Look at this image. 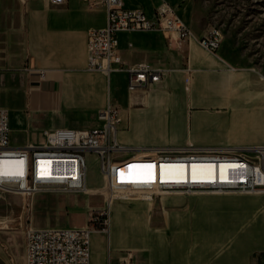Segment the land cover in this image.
I'll list each match as a JSON object with an SVG mask.
<instances>
[{
    "label": "crops",
    "instance_id": "crops-1",
    "mask_svg": "<svg viewBox=\"0 0 264 264\" xmlns=\"http://www.w3.org/2000/svg\"><path fill=\"white\" fill-rule=\"evenodd\" d=\"M122 1L149 18L168 5L189 28L190 38L170 45L162 32L123 31L118 50L124 69L91 71L88 34L106 26L105 5L0 0V9L8 12L5 38L19 44L8 53L10 61L0 63L3 89L11 91L0 107L10 117L27 109L32 135L97 127L100 111L118 107L122 122L117 138L127 149L121 155L125 159L158 147L264 145L263 75L230 61L220 49L211 52L200 45L193 0ZM139 63L164 75L150 88L131 92L127 69ZM13 100L18 103L11 105ZM11 139L16 148L45 142L27 136L15 142L12 128ZM10 167L3 164L1 173ZM90 169L89 188L98 186L92 163ZM108 204L109 229L93 230L90 264H264V194L174 193L153 202L133 195Z\"/></svg>",
    "mask_w": 264,
    "mask_h": 264
},
{
    "label": "built area",
    "instance_id": "built-area-1",
    "mask_svg": "<svg viewBox=\"0 0 264 264\" xmlns=\"http://www.w3.org/2000/svg\"><path fill=\"white\" fill-rule=\"evenodd\" d=\"M63 5L68 0H49ZM107 8V24L88 34V69L109 73L124 69L118 50L119 33L162 32L169 44L190 38V30L174 11L163 5L155 18L141 9L125 7L122 0H85ZM220 29L212 28L199 38L200 45L211 52L222 46ZM131 92L147 89L164 75L144 63L127 69ZM264 79V76H263ZM97 127L86 129L55 128L44 131L45 142L21 148L12 145L10 116L0 107V167L10 164L7 173L0 171V191L21 195L41 193H85L88 189V155L98 159L104 190L103 212L93 218L92 227H29L25 234V264H90L91 236L95 226L107 232L110 204L139 195L153 202L169 194L247 193L264 194V145L237 149L223 147H158L138 156L123 158L126 148L118 142L122 121L118 107L100 111ZM133 162L141 167L128 168ZM194 175V177H193ZM93 188V187H91ZM101 188V187H95ZM103 189V188H102Z\"/></svg>",
    "mask_w": 264,
    "mask_h": 264
},
{
    "label": "rangeland",
    "instance_id": "rangeland-1",
    "mask_svg": "<svg viewBox=\"0 0 264 264\" xmlns=\"http://www.w3.org/2000/svg\"><path fill=\"white\" fill-rule=\"evenodd\" d=\"M193 2L194 30L202 37L212 28L220 29L223 40L219 53L239 66L258 70L264 76V0H193ZM7 15L6 10L0 9V33L3 34L0 39V63L9 62L8 53L14 49V44L17 47L19 45L5 38L8 31ZM2 83L0 78V105L6 103L3 96L9 91L3 89ZM9 102L11 105L18 103L14 100ZM27 113V109H18L11 114V128L15 142H22L27 136L31 139L35 137V141L43 143L44 135L41 133L32 135L34 131L28 128ZM14 129L16 133L13 132ZM12 145H14L13 141ZM91 163L95 168L98 182L96 184L101 187L97 190L102 189L105 185L95 155L88 158V172L93 175L94 172L90 169ZM128 168L137 167L132 163ZM98 194L96 190L89 193L33 195L0 191V264H25V234L31 226L82 228L89 225L92 227L95 224L93 218L100 216L105 205L104 197Z\"/></svg>",
    "mask_w": 264,
    "mask_h": 264
},
{
    "label": "bare ground",
    "instance_id": "bare-ground-1",
    "mask_svg": "<svg viewBox=\"0 0 264 264\" xmlns=\"http://www.w3.org/2000/svg\"><path fill=\"white\" fill-rule=\"evenodd\" d=\"M193 177H194V175H193ZM85 181H87V173L85 174ZM92 190H93V189H91V188L88 187L87 192H85V193H89V192L92 191Z\"/></svg>",
    "mask_w": 264,
    "mask_h": 264
}]
</instances>
